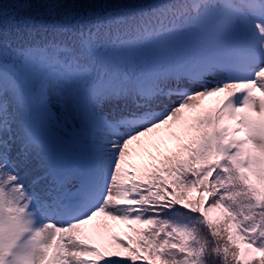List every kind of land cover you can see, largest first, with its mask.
<instances>
[{"label":"snow or ice","instance_id":"snow-or-ice-1","mask_svg":"<svg viewBox=\"0 0 264 264\" xmlns=\"http://www.w3.org/2000/svg\"><path fill=\"white\" fill-rule=\"evenodd\" d=\"M0 264H264V0H0Z\"/></svg>","mask_w":264,"mask_h":264}]
</instances>
